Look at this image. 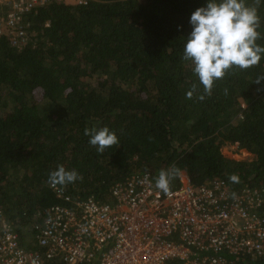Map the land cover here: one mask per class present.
Returning a JSON list of instances; mask_svg holds the SVG:
<instances>
[{"label": "trees", "instance_id": "obj_1", "mask_svg": "<svg viewBox=\"0 0 264 264\" xmlns=\"http://www.w3.org/2000/svg\"><path fill=\"white\" fill-rule=\"evenodd\" d=\"M204 3L49 0L21 16L22 45L0 35V221L22 238L33 212L59 201L49 175L60 166L79 178L55 186L98 201L133 171H166L169 187L180 172L193 185L223 179L232 193L264 187V57L205 92L182 59L190 14ZM245 4L257 7L264 46V3ZM94 126L118 143L97 152L84 135ZM225 144L253 158H227Z\"/></svg>", "mask_w": 264, "mask_h": 264}, {"label": "built area", "instance_id": "obj_2", "mask_svg": "<svg viewBox=\"0 0 264 264\" xmlns=\"http://www.w3.org/2000/svg\"><path fill=\"white\" fill-rule=\"evenodd\" d=\"M45 3L0 0V35L22 45L21 16ZM155 180L133 171L106 201L50 184L59 201L33 212L22 240L0 223V264H242L264 256V187L232 193L223 179L193 185L179 173L165 194Z\"/></svg>", "mask_w": 264, "mask_h": 264}, {"label": "clouds", "instance_id": "obj_3", "mask_svg": "<svg viewBox=\"0 0 264 264\" xmlns=\"http://www.w3.org/2000/svg\"><path fill=\"white\" fill-rule=\"evenodd\" d=\"M259 3L264 0H257ZM188 23L191 30L184 37L182 59L191 62L192 71L205 92H209L214 81L223 78L230 69H247L264 57V46L256 43L260 37L257 7L246 5L245 0H205L202 6L191 12ZM262 80L264 75L258 76L256 83ZM187 95L190 97L192 91ZM84 135L89 137L88 143L97 152L118 143L117 135L107 126L85 128ZM78 178L75 170L66 171L60 166L50 173L49 182L63 185ZM169 178L170 174L162 170L155 180V187L166 194ZM229 179L238 181L235 175Z\"/></svg>", "mask_w": 264, "mask_h": 264}, {"label": "rangeland", "instance_id": "obj_4", "mask_svg": "<svg viewBox=\"0 0 264 264\" xmlns=\"http://www.w3.org/2000/svg\"><path fill=\"white\" fill-rule=\"evenodd\" d=\"M48 1L49 0H46V2H48ZM61 1H64L66 3H70V2H79V1H82V0H61ZM0 13H1V11H0ZM26 35L27 34L25 32V36ZM25 41H26V38H25ZM221 153L225 157L230 158V159H233V160H247L248 161V160H251L253 158V154L249 153L245 149L237 148L235 145H232V144H225L224 146H222L221 147ZM180 174L181 175H184L183 172H180ZM2 222H5L6 224L9 223L12 226V224L10 223V221H7L5 218H2L1 219L0 223H2ZM28 229L29 228L27 226L21 228L22 231H24V230L26 231Z\"/></svg>", "mask_w": 264, "mask_h": 264}, {"label": "crops", "instance_id": "obj_5", "mask_svg": "<svg viewBox=\"0 0 264 264\" xmlns=\"http://www.w3.org/2000/svg\"><path fill=\"white\" fill-rule=\"evenodd\" d=\"M32 222H33V220H31V221H29L27 224H26V226L29 228V230H30V227H31V224H32ZM12 229H13V227H11ZM27 231V230H26ZM17 232V231H16ZM28 234H29V239H33V237H32V235H31V233H30V231L28 232ZM22 237V236H21ZM22 239H23V237H22ZM26 247H28V246H26Z\"/></svg>", "mask_w": 264, "mask_h": 264}]
</instances>
